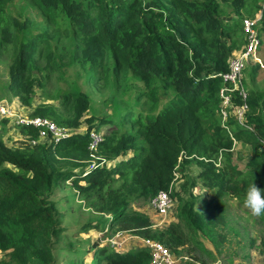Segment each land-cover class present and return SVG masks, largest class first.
<instances>
[{
  "label": "trees",
  "instance_id": "obj_1",
  "mask_svg": "<svg viewBox=\"0 0 264 264\" xmlns=\"http://www.w3.org/2000/svg\"><path fill=\"white\" fill-rule=\"evenodd\" d=\"M220 1L249 17L261 11L258 32L264 34L261 0ZM219 14L217 0H0V52L9 51L12 59L7 90L18 91L21 103L30 106L34 70L43 76L42 88L52 73L67 84L48 95L59 100L57 105L39 103L31 116L80 127L90 99L75 79L64 77L71 67L89 82L102 79L105 87L109 82L114 87L130 71L146 87L142 104L151 108L137 114L114 102L118 117L102 121L112 123L113 131L94 152L87 148L90 131L97 129L91 125L93 116L87 128L63 140L32 145L37 129L17 124L21 137L14 147L0 136V264L48 262L49 248L65 230L52 195L67 180L86 206L112 216L100 225L87 223L78 232L102 230L114 221L163 243L175 256L185 245L211 253L202 237L221 245L219 202L201 212L191 194L175 193L177 221L165 228L154 227L145 212L131 207L168 190L177 167L179 171L190 160L200 165L197 178L215 189L214 197L229 194L243 203L252 180L264 189V87L246 86L248 109L242 121L229 114L223 121L218 96L223 83L214 74L228 70L231 52L240 49L246 37L240 20L224 24ZM258 70L260 65H254L252 74ZM170 90L168 100L154 112L158 95ZM242 102L233 92L228 113ZM125 121L129 127L123 130ZM238 141L250 147L245 169L232 162ZM129 151L130 158L105 167ZM92 155L97 161L86 170ZM97 242L95 264H151L144 248L119 253Z\"/></svg>",
  "mask_w": 264,
  "mask_h": 264
},
{
  "label": "rangeland",
  "instance_id": "obj_2",
  "mask_svg": "<svg viewBox=\"0 0 264 264\" xmlns=\"http://www.w3.org/2000/svg\"><path fill=\"white\" fill-rule=\"evenodd\" d=\"M217 1L220 5L218 17L222 23L231 24L242 18H250L246 12L236 13L232 6L222 3L220 0ZM259 5L264 6V0H261ZM29 14L33 15L31 9ZM260 14L261 11H257L252 18L257 20L260 18ZM259 26L260 23L257 26L260 41L256 50L257 58L253 64L248 65L245 69L246 86L252 85L257 89L264 87V34L258 32ZM241 35L244 37L243 34ZM237 52L238 50H234L231 58L237 56ZM11 60L9 51L8 53L0 52V106L4 105V110L8 111L7 116L9 117L6 122H3L6 117L0 116V136L6 145L14 147L13 142L21 137L19 129L15 127L18 116H30L32 108L39 103L46 102L57 105L59 100H54L48 95L59 87L66 88L67 84L61 79H56L52 73L50 78L43 79L45 87L42 88L39 86V79H42L43 76L40 72L34 70L32 77L35 84L31 105L22 104L18 91L7 90L8 69ZM40 61L42 64L41 58ZM254 65H260V70L252 74ZM99 76L101 77L100 73ZM64 77L69 80L75 79L80 89L89 95L90 109L84 113L80 122L83 129L89 125L87 119L93 116L94 119L91 121V125L93 128L99 129L98 133L100 135L103 133L107 135L113 131L111 130L114 128L112 123L102 124V121L118 117L114 102H119L122 109L131 107L133 113L137 112V114L139 112L145 114L151 109L142 104V100L145 99V95L142 93L146 90V87L130 71L114 87L110 86L111 82L105 87L102 79H99L96 83L87 81L81 76L77 68L66 69ZM171 90L168 95H163L161 91L158 95V104L153 109L154 112L162 108L171 95ZM113 91H115V94H113ZM5 100L8 102L5 103ZM136 100L139 103L136 104ZM236 110V107L229 109L230 113L228 114L235 118L236 114L238 116ZM127 127H129V123L125 121L122 129L125 130ZM131 154V151L127 152L126 158L130 157ZM120 157L124 158V156ZM249 157V145L240 141L235 142L232 151V162L237 164L239 168L245 169ZM199 171H201V167L194 160H190L179 171L176 169L173 181L175 189L171 193L172 199L175 204V198L177 199L176 195L174 196L175 193H179L182 197L191 194L195 198V209L201 212L205 210L207 204L211 203L210 206H212L214 203L219 202L223 222L221 223L222 227L219 226L217 229L221 234H224V239L221 245L216 247L208 239L202 237L203 244L211 253H205L192 246L185 245L179 249L176 256L174 255L177 259L173 264H264V219L261 218L262 216L255 217L251 215L243 206V203L229 194L214 197L215 189L204 187L201 180L197 178ZM205 190L209 195L204 193ZM52 199L57 204V210L61 214V226L65 230L60 233L58 238L56 237L55 245L53 244L54 246L49 248L50 258L44 264H95L94 253L96 248L93 247V244L96 241L101 243L103 247L119 253H126L137 248H144L148 251L145 240L153 239H147L136 231L123 229L121 224L114 221L105 224L102 230L91 229L87 232H78L87 223L100 225L104 221L111 220L112 216L108 213H98L86 206L78 194V189L74 188L72 181H66L62 186L56 188ZM147 201L137 200L131 204V207L145 212L150 217L154 227L165 228L170 223L177 221V204L174 207L172 206L167 215L161 216L151 209L150 200ZM2 256L3 252H0V259Z\"/></svg>",
  "mask_w": 264,
  "mask_h": 264
},
{
  "label": "built area",
  "instance_id": "obj_3",
  "mask_svg": "<svg viewBox=\"0 0 264 264\" xmlns=\"http://www.w3.org/2000/svg\"><path fill=\"white\" fill-rule=\"evenodd\" d=\"M258 20V19H257ZM257 20L254 18H243L242 28L245 33L247 43L244 45L243 50L238 53L237 56H234L229 61V69L225 73H221L224 82L228 81L232 84L230 86H223L220 90L221 98V114L224 119L228 116V109L232 107L231 104V93L232 91L237 90L241 95L243 102L237 106L236 119L241 122L245 111L248 109L246 102V91L242 87V75L243 70L246 64L253 57L255 47L257 44V34L255 32L254 26L257 23ZM8 111L4 110V105L0 106V116H7ZM18 125H31L34 126L39 131L40 137H52L55 140L64 138L71 133V129L67 127L58 126L52 120L46 117H24L18 116L16 120ZM102 140V136L96 132H90V148L96 149L97 144ZM32 143H35L32 141ZM92 162V166H94ZM173 187V182L171 183L168 190L159 191L154 197L150 200V206L152 210L157 212L159 215H167L174 205V201L171 196V190ZM145 246L147 247L150 254L151 264H173L176 261V257L172 255L168 247L163 243L154 240H145Z\"/></svg>",
  "mask_w": 264,
  "mask_h": 264
},
{
  "label": "clouds",
  "instance_id": "obj_4",
  "mask_svg": "<svg viewBox=\"0 0 264 264\" xmlns=\"http://www.w3.org/2000/svg\"><path fill=\"white\" fill-rule=\"evenodd\" d=\"M260 17H261V14H260ZM250 18H252V17H250ZM260 19V18H259ZM259 19L257 20V23L255 24V26H254V29H255V32H256V34H257V44H256V47H255V51H254V53H253V57H252V59H250L249 60V62L246 64V66H245V68H244V70H243V75H242V87H243V89L246 91V97H247V87H246V84H245V69H246V67L248 66V65H250V64H253L254 62H255V60H256V50H257V47H258V44L260 43V41H259V36H258V33H257V25H258V22H259ZM242 20H243V18L242 19H240V27H241V30H242V34L245 36V33H244V31H243V28H242ZM246 37V36H245ZM247 43V39L245 40V43L241 46V48L240 49H238V52L237 53H239L240 51H242L243 50V47H244V45ZM234 51V50H233ZM232 51V52H233ZM232 52H231V56H232ZM231 56H230V58H231ZM230 61V60H229ZM228 69H229V63H228ZM228 71V70H227ZM227 71H224V72H217V73H215L214 74V76H216V77H220V79H222V86H221V88L223 87V86H230V87H232V84L230 83V82H228V81H226V82H224V80H223V77H222V74L221 73H225V72H227ZM221 88L219 89V91H218V96H219V98H220V90H221ZM233 92H237L238 93V91L237 90H235V91H232V92H230L231 94L233 93ZM238 95L241 97V95L238 93ZM245 102H246V98H245V100H244ZM5 103L6 102H8V101H4ZM3 102V104H5ZM220 107H221V98H220ZM237 107V106H236ZM248 107V106H247ZM228 109V108H227ZM4 117H8V116H4ZM26 117H35V116H26ZM37 117V116H36ZM39 117V116H38ZM40 117H42V116H40ZM47 118V117H46ZM49 119V118H48ZM222 119H223V121H226V119H227V117H226V119H224L223 118V116H222ZM243 119V118H242ZM51 120V119H50ZM55 123V122H54ZM57 124V123H56ZM18 125V124H17ZM58 126H61V127H66V126H64V125H59V124H57ZM34 127V126H33ZM82 126L80 125V127L79 128H73V129H71V133L68 135V136H66V137H64V138H61V139H58V140H63V139H65V138H67V137H69V136H71V135H73V134H77V133H79L81 130H84L83 128H81ZM35 128V127H34ZM68 128V127H67ZM70 129V128H69ZM37 131H38V129H37ZM92 131H96V132H98L99 131V129L97 130H92ZM91 132V131H90ZM104 133L103 134H101V136H102V139L104 138ZM58 140H55L54 138H52V137H40L39 136V131H38V139H36V140H34V139H31V144L32 145H34V144H37V143H40V142H47V141H58ZM32 141H34L35 143H32ZM102 141V140H101ZM98 147H99V145L97 144V146H96V149H91L90 148V133H89V135H88V144H87V148H88V150L90 151V152H94V151H96V150H98ZM124 156V158H122V157H118V158H116L115 160H113V161H109V162H107V164L105 165V167H110L111 165H114L115 163H117V162H119V161H122V160H126V159H128V158H130V157H128V158H126V156H127V154L126 155H123ZM180 159L181 158H178V161H180ZM96 161H97V159H96V157L94 156V155H92V158H91V160H90V162L88 163L89 165L86 167V170H90L91 168H93L94 166H95V164H94V166H92V162H94V163H96ZM216 165H220V158H218V160H217V163H216ZM177 170H178V167H177ZM176 172V171H175ZM174 179H175V177H174ZM174 179H173V181H174ZM241 179H243V178H241ZM67 181H69V180H67ZM172 181V182H173ZM174 186L172 187V190H171V193H173L174 192ZM172 196V195H171ZM177 204V201H176V199H175V204L173 205V207L175 206ZM243 206L251 213V215H253V216H255V217H261V216H264V189H261V188H259L255 183H254V180H252L251 182H249V183H247V186H246V188H245V191H244V196H243ZM152 209V208H151ZM161 243V242H160ZM150 255V254H149ZM150 263H151V261H150Z\"/></svg>",
  "mask_w": 264,
  "mask_h": 264
},
{
  "label": "crops",
  "instance_id": "obj_5",
  "mask_svg": "<svg viewBox=\"0 0 264 264\" xmlns=\"http://www.w3.org/2000/svg\"><path fill=\"white\" fill-rule=\"evenodd\" d=\"M204 193H206L207 195H209V193L208 192H206V190H205V192ZM206 196V195H205Z\"/></svg>",
  "mask_w": 264,
  "mask_h": 264
}]
</instances>
